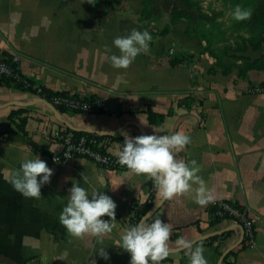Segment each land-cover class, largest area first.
<instances>
[{
  "label": "crops",
  "instance_id": "obj_1",
  "mask_svg": "<svg viewBox=\"0 0 264 264\" xmlns=\"http://www.w3.org/2000/svg\"><path fill=\"white\" fill-rule=\"evenodd\" d=\"M123 3L132 5L131 0H0V55L18 56L20 72L34 86L93 96L104 108L95 114L61 112L34 91L0 85V264H129V254L117 244L131 204L150 198L152 187L154 204L162 199L151 179L126 166L106 170L81 157L60 161V138L80 130L110 137L107 150L117 158L125 136L184 131L191 143L175 156L196 161L212 199L201 206L189 192L163 201L156 216L171 226V235L180 234L168 241L169 250L181 248V238L193 242L226 233L193 244L202 243L208 264H217L219 254L241 235L232 219L211 223L212 206L229 202L246 210L255 231L254 245L238 250L235 264H264V94L251 92L264 82V72L224 73L210 60L195 67L162 66L149 54L159 56L165 40L153 43L128 68H114L105 58L106 48L119 54L113 39L144 30L122 10ZM198 95L205 96L201 116L178 105ZM147 108L173 112L160 125H150ZM20 118H26V134L17 128ZM25 155H39L53 170L39 199L26 198L8 182ZM72 183L115 201L116 227L110 233L77 238L62 227L59 214ZM102 247L107 261L96 254ZM190 251L171 253L161 264H190Z\"/></svg>",
  "mask_w": 264,
  "mask_h": 264
},
{
  "label": "clouds",
  "instance_id": "obj_2",
  "mask_svg": "<svg viewBox=\"0 0 264 264\" xmlns=\"http://www.w3.org/2000/svg\"><path fill=\"white\" fill-rule=\"evenodd\" d=\"M83 2L85 0H81ZM86 2L95 4L96 0ZM250 16L249 11L242 10L239 6L234 11V19L237 21ZM151 39L147 30L134 28L128 35L113 39L112 46L118 49L119 54H109L111 49L106 48L105 58L112 67L126 69L138 55L149 50ZM190 143L191 138L184 131L171 135L153 132L149 135L125 136L118 159L122 166L135 174L151 179L162 200L194 192L195 202L203 206L211 201L212 196L198 175L200 169L196 161L185 162L175 156L177 151L183 150ZM52 174L53 170L39 155H25L19 169L10 172L8 182L26 198L39 199L41 188L50 182ZM194 184L199 187L194 189ZM116 207L115 201L105 192L98 189L89 192L79 183H72L68 189L67 202L59 214V223L73 237H102L116 227ZM171 231V226L159 217L150 220L146 216L138 224L124 230L117 245L129 254V264H161L169 256L168 241ZM178 244L183 249H191L188 253L190 264H208L202 243L193 248L192 241L181 238ZM96 254L105 261L109 259L105 247L98 249ZM93 264H96L95 260Z\"/></svg>",
  "mask_w": 264,
  "mask_h": 264
},
{
  "label": "rangeland",
  "instance_id": "obj_3",
  "mask_svg": "<svg viewBox=\"0 0 264 264\" xmlns=\"http://www.w3.org/2000/svg\"><path fill=\"white\" fill-rule=\"evenodd\" d=\"M186 2L190 6L184 0H131L133 6L123 3L122 10L150 33L149 49L165 40L158 57L168 60L183 53L189 56L185 63L191 67L210 60L220 70L240 76L256 70L248 65L264 57V45L253 49L245 40L251 36L253 24L264 18V0ZM237 6L251 16L234 19Z\"/></svg>",
  "mask_w": 264,
  "mask_h": 264
},
{
  "label": "built area",
  "instance_id": "obj_4",
  "mask_svg": "<svg viewBox=\"0 0 264 264\" xmlns=\"http://www.w3.org/2000/svg\"><path fill=\"white\" fill-rule=\"evenodd\" d=\"M18 64V56L11 55L9 58H6L0 55V76L12 77L16 82L21 84L24 89L35 90L38 95L41 94L42 89L34 86V84H32V82L20 72ZM251 92L254 94H263L264 87L256 85L251 89ZM88 97L89 96L74 97L73 94L67 93L66 95L54 97L51 104L54 107L81 110L84 114H95L104 110L101 101H90ZM2 138L3 137H0V141ZM108 144V138L97 140L94 137L87 136L75 137L71 131H68L60 138L61 152L59 159L60 161H65L71 158L81 157L92 161L98 167L106 170L121 168L122 165L120 164L119 159L107 150ZM154 189L155 188L152 187V190ZM151 202L152 200L148 198L146 202H139L137 205H131L127 221L134 220L136 211L143 204H150ZM226 214L231 218H237L242 222L244 237H246L245 246L246 248L252 247L255 242L254 224L247 217L246 210L238 208L229 202H219L216 215L223 216ZM127 228H129L128 224Z\"/></svg>",
  "mask_w": 264,
  "mask_h": 264
},
{
  "label": "trees",
  "instance_id": "obj_5",
  "mask_svg": "<svg viewBox=\"0 0 264 264\" xmlns=\"http://www.w3.org/2000/svg\"><path fill=\"white\" fill-rule=\"evenodd\" d=\"M187 0H184V2L190 6V4H188L186 2ZM180 14H182V12H179ZM250 33L251 36L249 38H247L245 40V43H247V45L251 46L253 49H259L262 45H264V18L260 19L258 21H256L253 26L250 29ZM151 57L159 63V65H170V66H178L181 65L183 63H185L188 60L187 54H175L173 56H171L168 60L165 59L164 57H156L152 54ZM6 58H9L10 56H3ZM249 68L252 69H256L258 71H263L264 72V57H262L260 60L258 61H254L252 62V64L248 65ZM215 71V70H214ZM224 72V71H223ZM224 73H229V72H224ZM0 85H4V86H15L17 88L20 89H24V87L19 84L18 82H16L15 79H13L12 77H6V76H1V80H0ZM259 86L264 87V82H261L259 84ZM254 87V86H253ZM252 87V88H253ZM42 92L41 94H39L40 96H42L44 99H46L48 102H52L54 97L57 96H62V95H66L67 93L65 92H51L50 90H47L45 88H41ZM31 90V89H30ZM34 91L35 90H31ZM77 95H74V97H76ZM90 99V101H94L97 100L95 97L93 96H89L88 97ZM205 100V96L204 95H198L195 97L192 96H188L185 99L181 100L178 105L183 106L186 109L192 110V109H197L198 114L201 116L202 112H201V108L203 105V101ZM57 110L61 111V112H71L73 114H84L81 110H72V109H66L63 107H56ZM173 112L172 109H170L166 114L163 113H156L154 111H152L150 108H147L145 110V113L147 114V120L148 123L150 125H160L163 121L166 115H171ZM23 111H18L16 112V114H22ZM10 119L13 120V115H10ZM25 123H26V118H20L19 122L17 123V128L23 133L26 134L25 132ZM73 133V135L75 137H81V136H87V137H94L97 140H101L103 138H105L106 136H100L97 134H93V133H87V132H76V131H71ZM0 137H3L2 134H0ZM109 141L111 140L110 137H108ZM150 199L152 200V202L150 204H143L135 213V219L134 220H129L127 221V224L129 227L138 224L140 222L141 219L144 218V216L152 210V208L154 207V190L151 191V195H150ZM139 202H133L131 205H137ZM232 205L238 207V208H242L239 205L233 204ZM217 206L218 203L214 204L211 208L210 211V215H211V223L212 224H216L218 222H220L223 219H232L234 220L237 224L243 226L242 222L237 219V218H231L230 216L223 215V216H218L216 215V211H217ZM156 214H153L149 217L150 220L155 219ZM224 235H226V233H223L221 236H214L210 239L207 240V242H212L214 240H216L218 237H223ZM180 238V234L174 232L173 235H170L169 240L170 241H175L176 239ZM245 241H246V237H243V240L241 242V244L238 246L237 249L232 250L230 253H228L221 264H235V260H236V256H237V251L246 248L245 246ZM219 256H221V254H219Z\"/></svg>",
  "mask_w": 264,
  "mask_h": 264
},
{
  "label": "water",
  "instance_id": "obj_6",
  "mask_svg": "<svg viewBox=\"0 0 264 264\" xmlns=\"http://www.w3.org/2000/svg\"><path fill=\"white\" fill-rule=\"evenodd\" d=\"M80 131H81V132H87L88 130H80ZM163 201H164V200H160V201H159V202H158V203L152 208V210L149 211V212L144 216V218H145L146 216H147V217H150L151 215L155 214V213L158 211V209L160 208V206L162 205ZM239 228H240V230H241V235H240L239 240H238L234 245H232V246H230L229 248H227V249L221 254V256H220V258H219L217 264H221L222 261H223V259H224V257H225L228 253H230L232 250H234L235 248H237V247L241 244V242H242V240H243V237H244V230H243V227H242L241 225H239ZM220 234H221V232H219V233H211V234H207V235L202 236L201 238H198V239L194 240L192 243L195 244V243H197V242L200 241V240L209 239V238H212V237L217 236V235H220ZM182 250H184V249H183V248H177V249L169 250V254H171V253H176V252H180V251H182Z\"/></svg>",
  "mask_w": 264,
  "mask_h": 264
}]
</instances>
